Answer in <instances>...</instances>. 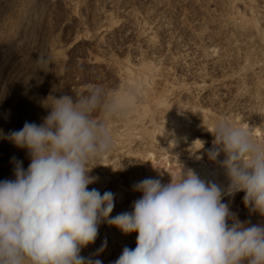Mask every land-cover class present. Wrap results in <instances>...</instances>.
<instances>
[{
  "label": "rangeland",
  "instance_id": "1",
  "mask_svg": "<svg viewBox=\"0 0 264 264\" xmlns=\"http://www.w3.org/2000/svg\"><path fill=\"white\" fill-rule=\"evenodd\" d=\"M39 56L48 63L38 64ZM134 85L138 104L110 124V153L89 165L97 178L89 189L115 194L112 216L133 210L142 195L135 183H167L182 166L209 181L219 168L222 180L219 162L206 155L220 121L254 126L264 141V0H0L5 135L26 121L42 123L54 96L76 98L96 86L112 95ZM13 157L27 169L26 151L0 138V181L14 179ZM243 197L223 202L240 221L260 223ZM137 235L102 223L80 254L113 264L136 247Z\"/></svg>",
  "mask_w": 264,
  "mask_h": 264
},
{
  "label": "clouds",
  "instance_id": "2",
  "mask_svg": "<svg viewBox=\"0 0 264 264\" xmlns=\"http://www.w3.org/2000/svg\"><path fill=\"white\" fill-rule=\"evenodd\" d=\"M37 63L48 60L39 56ZM141 95L134 85L112 95L96 86L76 98L54 96L42 123L0 131L30 161L25 169L13 157L14 179L0 181V264H102L80 254L102 223L138 233L136 247H125L113 264H264V141L254 126L220 121L215 127L206 155L219 162L226 186L182 166L167 183H135L141 197L131 212L115 216V194L89 189L97 180L90 162L112 149L110 124L129 118ZM238 192L260 223L240 221L223 202ZM106 246L105 240L97 254Z\"/></svg>",
  "mask_w": 264,
  "mask_h": 264
},
{
  "label": "bare ground",
  "instance_id": "3",
  "mask_svg": "<svg viewBox=\"0 0 264 264\" xmlns=\"http://www.w3.org/2000/svg\"><path fill=\"white\" fill-rule=\"evenodd\" d=\"M218 170H219V168H216V167L211 169V171H210L211 179H212L213 182H216L218 184L224 185V179H227L225 174H224V170L221 168L222 180H218V178H217Z\"/></svg>",
  "mask_w": 264,
  "mask_h": 264
}]
</instances>
